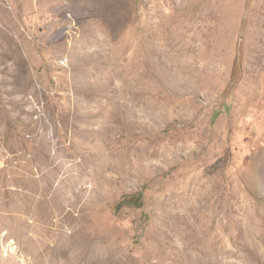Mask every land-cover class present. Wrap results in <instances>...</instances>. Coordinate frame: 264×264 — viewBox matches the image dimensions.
Wrapping results in <instances>:
<instances>
[{
    "label": "rangeland",
    "instance_id": "obj_1",
    "mask_svg": "<svg viewBox=\"0 0 264 264\" xmlns=\"http://www.w3.org/2000/svg\"><path fill=\"white\" fill-rule=\"evenodd\" d=\"M79 258L264 264V0H0V264Z\"/></svg>",
    "mask_w": 264,
    "mask_h": 264
},
{
    "label": "bare ground",
    "instance_id": "obj_2",
    "mask_svg": "<svg viewBox=\"0 0 264 264\" xmlns=\"http://www.w3.org/2000/svg\"><path fill=\"white\" fill-rule=\"evenodd\" d=\"M79 259L82 260L83 264H90L89 259H87V258H79Z\"/></svg>",
    "mask_w": 264,
    "mask_h": 264
},
{
    "label": "trees",
    "instance_id": "obj_3",
    "mask_svg": "<svg viewBox=\"0 0 264 264\" xmlns=\"http://www.w3.org/2000/svg\"><path fill=\"white\" fill-rule=\"evenodd\" d=\"M216 114H217L216 112L213 113V115H216Z\"/></svg>",
    "mask_w": 264,
    "mask_h": 264
}]
</instances>
